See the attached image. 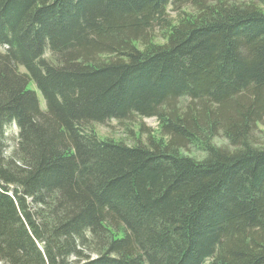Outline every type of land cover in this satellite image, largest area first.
Returning a JSON list of instances; mask_svg holds the SVG:
<instances>
[{
	"label": "trees",
	"instance_id": "trees-1",
	"mask_svg": "<svg viewBox=\"0 0 264 264\" xmlns=\"http://www.w3.org/2000/svg\"><path fill=\"white\" fill-rule=\"evenodd\" d=\"M261 126L264 0H0V262L264 264Z\"/></svg>",
	"mask_w": 264,
	"mask_h": 264
},
{
	"label": "rangeland",
	"instance_id": "rangeland-1",
	"mask_svg": "<svg viewBox=\"0 0 264 264\" xmlns=\"http://www.w3.org/2000/svg\"><path fill=\"white\" fill-rule=\"evenodd\" d=\"M189 9V8H188ZM168 13L171 17L176 16V12L170 7ZM48 57V56H47ZM22 71H25L24 68H21ZM30 87L37 91L40 96L42 103L45 104L42 93L36 88L35 84H31ZM144 125L146 132L141 135V139L144 141L148 132H154L158 129V120L155 117H139L135 116L130 119H126L123 122L119 120L112 119L106 123L96 125L97 131L100 135L106 137H113L116 139H123L128 144H133L136 140V133L139 130L140 125ZM261 129H264V126H261ZM19 135V129L17 125L13 124L7 128L6 138H7V152L10 153L16 148L17 140ZM218 142L227 143L223 138L217 139ZM0 264H2L0 262Z\"/></svg>",
	"mask_w": 264,
	"mask_h": 264
}]
</instances>
